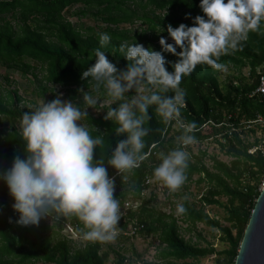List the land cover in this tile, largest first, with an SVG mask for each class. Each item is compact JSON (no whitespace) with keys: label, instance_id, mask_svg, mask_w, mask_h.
I'll list each match as a JSON object with an SVG mask.
<instances>
[{"label":"trees","instance_id":"16d2710c","mask_svg":"<svg viewBox=\"0 0 264 264\" xmlns=\"http://www.w3.org/2000/svg\"><path fill=\"white\" fill-rule=\"evenodd\" d=\"M73 5L76 8L70 11ZM69 12L78 19L91 18L95 23L87 24L78 19L72 23L66 16ZM196 15H203L199 0H0V63L23 75L31 73L34 78L37 77L34 69L39 66L42 76L38 81L37 94L41 96L45 91H50L46 83L63 86L71 98L79 93L100 96L106 93L103 85L99 91H95V82L91 78L81 79L82 72L95 62L94 49L100 48V33H107L111 37L110 43L101 50L123 70L128 61L119 51L122 43H141L146 48L160 51L159 38H170L167 25L171 24L174 28L180 23L191 26L192 18ZM11 20H14L13 23ZM137 21L146 27L133 30ZM167 42L173 43L172 40ZM246 48L247 45L240 42L235 51L229 50L228 55L241 56ZM163 54L168 61L177 59L170 53ZM226 55L219 58L220 64L228 63L230 58ZM167 67L172 71L170 64ZM219 73L218 69L200 64L190 75L184 76L180 84L187 93L186 106L181 110L182 119L185 123L194 121L197 124L194 135L199 142L225 128L224 124L202 127L208 119L215 123L227 120L237 126L242 121L253 119L257 112L264 115L261 101L256 96H248L249 90L257 82L254 65L250 70L254 78L251 83L240 77L237 84H233L232 80L221 84ZM135 92L134 89L129 91L125 98L130 99ZM54 98L51 96L50 100ZM20 101L16 90L7 89L5 94L0 90V125L7 127L5 130L0 129V172L11 167L14 156L23 158L26 155L20 119L22 113L32 111L35 107L30 110L21 108L18 105ZM120 102L110 103L106 110L118 107ZM87 112L84 121L91 134L104 139L103 147L98 146L95 150L94 162L103 159L109 176L115 181V197L120 203L128 193L133 200L140 202L136 210L127 212L128 217L135 218L141 224L134 235L144 237L156 234L162 245L157 257L163 264H196L198 259L210 254L214 255L216 264H233L264 174V157L259 151H247L253 143L243 142L238 133L229 138L225 136L224 141L213 137L219 148L232 158L226 163L209 155L210 167L205 164V150L193 151L188 146L186 150L191 159L185 184L175 193L164 187L169 191V196L181 197L180 204L187 209L184 214L177 216L173 211L156 210L151 204L155 194L150 192L145 196L142 191L148 186L144 182L145 178L153 177V168L159 163L158 153L176 147V137L183 130L165 126L154 106L150 107L151 119L144 125L149 129L148 135L144 137L145 159L139 168L119 173L107 161L116 143L125 139L126 134L117 135L116 125L112 120H105L104 113L94 116ZM165 127L167 131L162 135L160 130ZM151 144L153 146L150 148ZM191 182L203 186L198 205L188 198L184 199L186 193L190 194L185 189ZM0 186L8 191L3 180H0ZM222 198L225 200L222 201ZM208 204L224 209L223 222L204 211V205ZM6 206V203H0V264H124L125 257L119 252H115L113 260L107 263L108 250H100L99 241H90L82 248H73L60 235L53 236V232L44 234L49 228L45 219L38 226H21L17 229L15 221L19 215L16 212L9 216L1 214ZM10 218L13 222H10ZM178 220L187 225L199 222L215 229L226 246L216 249L210 242L199 245L185 240L180 234ZM69 222L74 224L76 231L83 226L75 216H69ZM145 264L158 263L150 261Z\"/></svg>","mask_w":264,"mask_h":264},{"label":"clouds","instance_id":"9594fccd","mask_svg":"<svg viewBox=\"0 0 264 264\" xmlns=\"http://www.w3.org/2000/svg\"><path fill=\"white\" fill-rule=\"evenodd\" d=\"M199 7L203 15L193 17L191 26L167 25L173 43L161 36L160 51L141 43H122L119 51L128 61L123 70L101 50L111 37L100 33V48L94 49L95 62L81 74V79L95 82V91L103 85L111 103L121 101L118 107H109L104 117L114 122L117 135L126 134L107 161L119 173L139 168L145 159L144 137L149 129L144 125L151 119L150 107L154 106L165 126L175 122L183 130L176 137V147L158 153L159 163L153 168L154 179L172 193L187 180L191 156L186 149L197 142V124L182 119L187 94L180 87L182 78L200 64L223 69L219 58L230 49L235 51L249 31H259L264 20V0H199ZM163 53L177 59L168 61ZM169 64L172 71L168 70ZM133 89L137 94L126 99L125 94ZM83 99L89 107L98 103L91 94ZM87 116L86 110L61 100L59 95L22 113L20 126L26 155L14 156L11 167L0 172V180L14 199L12 208L19 213L16 224L38 226L55 213L57 219L75 216L86 229L83 237L87 241L111 242L118 236L121 207L115 197V181L103 159L94 162L95 150L103 147L104 139L94 137L81 123ZM160 131L163 135L167 127ZM176 211L184 214L187 209L177 204Z\"/></svg>","mask_w":264,"mask_h":264},{"label":"rangeland","instance_id":"374dc122","mask_svg":"<svg viewBox=\"0 0 264 264\" xmlns=\"http://www.w3.org/2000/svg\"><path fill=\"white\" fill-rule=\"evenodd\" d=\"M72 8H76V5H73L70 11L74 10ZM67 18L72 22H86L87 24H94V20L91 18L82 17L78 19L75 15H70V12L66 14ZM78 19V20H77ZM14 20H11L13 23ZM98 24V23H97ZM101 25V24H100ZM146 27L141 22L137 21L133 30ZM167 40H171L167 38ZM244 72H249V66L244 67L242 69ZM205 71V70H204ZM34 73L36 74V78H34L31 73L21 74L20 71L16 69H8L4 65L0 63V90L3 94L6 93V90H16L17 94L20 95L21 101L19 102V106L21 108L33 109L37 107L42 101L48 102L50 101L51 96H55V98L59 95V98L64 101H71L73 104L81 107L83 110L89 111L94 116L99 114H107L106 107L111 103V99L107 96L106 93H103L99 96V94H93L94 97L98 99V103L96 107H89L84 102V93H79L78 96L74 98L69 97L70 93L66 92L63 86H54L51 83H46L47 88L50 91H45L43 95H38V84L39 79L42 76V72L39 70V66H36L34 69ZM226 73L223 71L218 79L220 82L225 80ZM42 83V82H41ZM44 83V81H43ZM137 93L135 92L133 96ZM132 96V97H133ZM86 127V123L84 120L81 121ZM0 129H7L5 125H0ZM257 132V131H256ZM243 138V142L251 143L256 133L247 134ZM193 151L197 150H205V164L210 167L211 161L209 159V155H214L218 159L223 160L228 163L232 158L231 156L226 155L220 148L218 143L214 139L210 140H202L200 142H196L193 145H190ZM195 177V176H194ZM150 184L148 187L149 190H145L144 195L148 196L150 192L155 194V200L151 203L152 206L158 211H173L175 215L177 214L176 207L177 204H180L181 197H173L169 196V191L167 189H155ZM186 192H190V194L186 193L189 201H194L197 205L199 204V197L203 191L202 184L196 185L194 182L189 184V187L185 189ZM222 201L225 198L221 199ZM14 199L10 196L9 190L7 191L4 187L0 186V203H6L8 207L1 214L9 216L12 212L16 211L12 208V204ZM204 211H206L210 216L218 218L220 222H223L224 209L221 206L208 204L204 205ZM18 215L19 213L16 212ZM55 216H49L44 218L49 225V228L45 231L44 234L50 233L53 236H62L66 239L67 243L73 248H82L85 243L90 242L84 239L83 233L85 232L84 226L80 227L78 231L75 230L74 225L69 222V216L61 217L60 219H54ZM13 220V219H12ZM13 222V221H12ZM178 224L180 227V234L184 237L185 240H188L191 243L205 245L207 242L212 243V245L216 249H222L226 246V243L220 240V234L215 230L206 226L202 223H196L195 225H187L186 223L178 220ZM21 226L17 225L15 228L19 229ZM73 227V228H72ZM125 231V232H124ZM122 233H118V236L114 241L111 242H100V250H108V259L107 263L111 262L115 257V252H119L125 257L124 264H145L146 262H157L158 264H163V262L157 257V254L162 247L159 243L158 236L156 234H151L148 236H140V235H130L127 230H124ZM214 255L210 254L205 257H201L195 263L196 264H216Z\"/></svg>","mask_w":264,"mask_h":264},{"label":"built area","instance_id":"2783aa9c","mask_svg":"<svg viewBox=\"0 0 264 264\" xmlns=\"http://www.w3.org/2000/svg\"><path fill=\"white\" fill-rule=\"evenodd\" d=\"M248 96H256L261 101L264 107V63L259 68H257V84L252 90L248 92ZM221 124L225 125V128L222 131L212 136H209L207 139H204V140H210L213 137H216V138H219L221 141H224L226 137L229 138L234 133H238L239 137L242 140H244L243 138H245V136H248L247 134L256 133L257 135L255 136V139L251 142L253 144L248 146L247 151L250 153H255L259 151L261 155L264 157V115L263 114L256 113L253 119L242 121V123L237 126L230 123V121H221L219 123H215L212 119H208L201 126L202 127L210 126V125L219 126ZM169 126H171L170 129L178 127V125L175 122H172L171 125ZM196 141L199 142L198 140ZM152 146L153 144L150 145V148ZM110 177L112 178V176ZM144 182L148 186L142 191L143 195L146 189L149 190L148 187L150 186V184H152L153 185L152 187L155 189L156 188L160 190L165 189L161 182L154 180V177H146ZM263 185H264V174L258 185L259 191L261 190ZM139 203H140L139 200H133L131 198L130 193H128V195L125 197L123 202L120 203L121 219L117 226L118 233H122L124 230H127L126 232L132 235V234H136L137 231L141 228V224L138 223L135 218L128 217V214H127L129 210H136ZM54 216H55L54 219H56V215Z\"/></svg>","mask_w":264,"mask_h":264},{"label":"water","instance_id":"95a60500","mask_svg":"<svg viewBox=\"0 0 264 264\" xmlns=\"http://www.w3.org/2000/svg\"><path fill=\"white\" fill-rule=\"evenodd\" d=\"M233 264H264V185L250 211Z\"/></svg>","mask_w":264,"mask_h":264},{"label":"crops","instance_id":"0c3cea01","mask_svg":"<svg viewBox=\"0 0 264 264\" xmlns=\"http://www.w3.org/2000/svg\"><path fill=\"white\" fill-rule=\"evenodd\" d=\"M241 44L247 45V48L244 49L243 55L241 56L232 55V54L228 55L229 53H227L226 56H228L230 60H228V63L224 64L223 69H220L219 75L223 71H225L226 73L225 80L220 82L221 84L226 83L229 80H232L233 84H237L239 83L240 77L241 78L244 77L247 83H251L254 80V78L251 77L250 75V70L252 65H254V72L255 75L257 76V68H259L264 63V20H262L261 22L260 30L249 31L247 39L241 41ZM247 66H249V72L246 71L244 72L242 69ZM256 76H255V81H257ZM223 121H227V120H223Z\"/></svg>","mask_w":264,"mask_h":264}]
</instances>
